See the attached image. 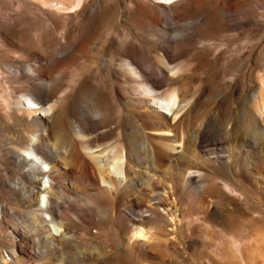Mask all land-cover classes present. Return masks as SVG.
<instances>
[{
  "label": "rangeland",
  "instance_id": "obj_1",
  "mask_svg": "<svg viewBox=\"0 0 264 264\" xmlns=\"http://www.w3.org/2000/svg\"><path fill=\"white\" fill-rule=\"evenodd\" d=\"M60 1L66 2L0 0V204L7 208L0 218V264H36L40 259L36 251L43 248L42 241L36 240V232L30 230V219L25 217L19 195L12 191L14 184L24 182V172L13 162V150L29 156L21 145L24 140L16 139L19 143L13 139L20 133L32 137L25 131L31 119L23 111L28 103L22 96L18 102V94L12 93L13 87L26 84L19 71L27 70L31 63L57 82L55 96L44 104L45 108L53 106L50 123L56 142L70 139L76 117L92 115L87 109L74 113L79 89L73 87V80L78 75H83L84 89L94 90L99 88L96 82L108 74L100 94L116 117L109 122L114 132L140 124L141 108L127 87L121 60L126 55L158 56L159 44L149 38L156 31L152 19L164 27L169 37L175 36L182 43L176 61L181 63L182 72L178 84L188 101L184 102V128L219 111L223 123L233 124L238 135L241 109L247 108L250 146L246 164L253 176L249 180L232 176L230 186L216 181L202 203L185 194L170 197L168 209L159 207L163 217L153 213L150 222L143 225L145 238L141 239L146 244L142 254L131 251L127 256L132 240L123 235L124 223L114 213L100 210L103 214L98 213L93 223L76 221L70 236L72 244L49 249L46 262L264 264V179L256 182V171L262 169L264 175V129L261 131L259 125L264 117V0ZM192 25L197 26L196 30L189 32ZM75 42L78 46L74 48ZM102 61H106L105 66H101ZM117 78L120 81L115 82ZM113 89L120 94L118 102L112 99ZM114 132L110 131L103 140L121 142ZM135 137L133 141L142 138ZM72 147L66 164L72 173L67 183L73 186L62 187L69 199L76 198L74 190L82 191L85 184L82 153ZM113 157L109 156V165L115 161ZM214 169L225 171L218 165ZM45 180H39L41 187L47 186ZM84 193L80 196L88 198V192ZM37 198L45 205L43 192L37 193ZM98 198L102 205L111 200L107 195ZM80 250L86 254L79 260L74 252Z\"/></svg>",
  "mask_w": 264,
  "mask_h": 264
},
{
  "label": "bare ground",
  "instance_id": "obj_2",
  "mask_svg": "<svg viewBox=\"0 0 264 264\" xmlns=\"http://www.w3.org/2000/svg\"><path fill=\"white\" fill-rule=\"evenodd\" d=\"M152 22L156 31L149 38L159 44L161 52L158 56L153 59L150 56L126 55L121 60L127 87L131 90L137 106L141 108L140 124L125 126L114 132L109 122L116 117L106 107L105 97L100 94L102 83L105 76L109 77L108 74H101L102 81L96 82L100 90L98 86L94 90L84 89L83 75H78L73 80V87L79 89L75 106L73 105L74 113L87 109L92 115L83 119L76 117L70 139L56 142L51 131L53 123H50L53 106L49 104L45 108L44 104L55 96L57 82L31 63L27 64V70L19 71L26 78V84L19 88L13 87L12 93L18 94L15 95L18 102L19 96H22L28 103L23 111L31 119L27 120L25 131L30 132L32 137L20 133L13 139L24 140L21 145L29 156L13 150V162L24 172V182L14 184L12 191L20 197L17 199L21 200L25 217L30 219V230L35 231L36 240L43 243V248L36 249L40 256L36 264H48L45 257L49 254V249L58 248L65 243L72 244L70 236L74 223L84 220L93 223L97 220L95 218H99L100 210L104 214L108 211L114 213L116 219L120 218L124 223L126 233L123 235L132 240L127 256L131 251L144 252L146 243L142 242L145 238L143 225L150 222L153 213L163 217L159 207L168 209L170 197L176 198L185 194L188 199L202 203L208 189L216 181H223L226 186H230L232 176L249 180L252 175L246 164L249 162L250 146L247 131L250 116L247 108L241 109L239 136L236 135L233 124L229 125L228 121L223 123L219 111L212 112L189 128H184V102L187 97L178 84L182 72L181 63L176 61L182 43L175 36L169 37L164 27H160L154 19ZM196 27L192 25L189 32L196 30ZM73 44L74 48L78 46L76 42ZM105 64L106 61H102L101 66ZM118 80L117 78L115 82ZM119 95L115 89L111 91L115 102H118ZM259 113L262 115L263 112L259 110ZM263 119L259 123L261 131L264 129ZM110 131L115 136H120L121 142L104 141ZM139 135L142 136L141 140L133 141L134 136L139 138ZM70 146L77 147L82 153L85 180L82 191L89 194L88 198L86 195L82 198V191L77 189L74 190L76 198L73 199L66 197L63 192L64 185L68 184L67 177L71 173L66 164ZM107 146L110 147L108 151L105 150ZM110 155L115 158L111 165L108 164ZM215 165L225 171H216ZM262 172V169L256 171L257 183L263 182ZM42 177L46 179L44 182H47V186H40L39 180ZM75 181L77 182L76 179ZM205 182L209 185H204ZM39 192L45 194V205L38 201ZM102 195L111 199L109 204L102 205L99 202L98 197ZM6 209L0 204V218L7 212ZM102 212L99 214H103ZM56 225L60 227L59 233ZM117 237L121 238V235L118 234ZM14 252L12 251L13 256ZM84 254L86 253L81 250L74 252L79 260ZM92 256L98 257L97 254Z\"/></svg>",
  "mask_w": 264,
  "mask_h": 264
}]
</instances>
